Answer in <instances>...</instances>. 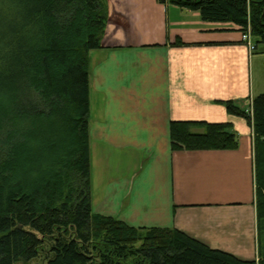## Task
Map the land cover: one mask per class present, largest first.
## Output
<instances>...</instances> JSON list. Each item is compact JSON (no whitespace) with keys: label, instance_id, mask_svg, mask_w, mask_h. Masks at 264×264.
Listing matches in <instances>:
<instances>
[{"label":"trees","instance_id":"trees-1","mask_svg":"<svg viewBox=\"0 0 264 264\" xmlns=\"http://www.w3.org/2000/svg\"><path fill=\"white\" fill-rule=\"evenodd\" d=\"M159 1L249 27L264 46V0ZM106 18L105 0H0V264H264L259 233L258 261L242 260L177 229L135 228L93 212L88 57L101 47ZM224 104L253 127L258 232L264 93L251 113ZM169 136L173 150L237 147L228 123L171 121Z\"/></svg>","mask_w":264,"mask_h":264},{"label":"crops","instance_id":"crops-1","mask_svg":"<svg viewBox=\"0 0 264 264\" xmlns=\"http://www.w3.org/2000/svg\"><path fill=\"white\" fill-rule=\"evenodd\" d=\"M105 3L88 57L93 212L256 260L253 127L224 102L246 110L264 93V46L250 53L233 23L159 0ZM171 121L228 123L237 147L173 150Z\"/></svg>","mask_w":264,"mask_h":264},{"label":"rangeland","instance_id":"rangeland-1","mask_svg":"<svg viewBox=\"0 0 264 264\" xmlns=\"http://www.w3.org/2000/svg\"><path fill=\"white\" fill-rule=\"evenodd\" d=\"M222 24H231V23H222ZM245 31V30H244ZM243 32V31H242ZM264 85V84H263ZM262 90L264 91V86L262 87ZM90 178H91V176H90ZM258 233L260 234L259 235V239L261 238V245L259 244V239L257 240V242H258V247H259V245H260V248L262 247V251H263V253H264V222H261L260 223V226H259V228H258V232H257V235H258ZM135 246H139L140 245V242H137V243H135L134 244ZM259 252V251H258ZM258 259H259V255H258V253H257V259H256V261H258ZM28 264H47V262H46V260L45 259H43V258H38V259H36V260H33V261H31V262H29Z\"/></svg>","mask_w":264,"mask_h":264},{"label":"built area","instance_id":"built-area-1","mask_svg":"<svg viewBox=\"0 0 264 264\" xmlns=\"http://www.w3.org/2000/svg\"><path fill=\"white\" fill-rule=\"evenodd\" d=\"M241 40L246 45L250 53H253L256 50V45L253 41V36L251 34L249 27L245 31L241 32ZM245 111L247 113H251V108L246 109Z\"/></svg>","mask_w":264,"mask_h":264}]
</instances>
